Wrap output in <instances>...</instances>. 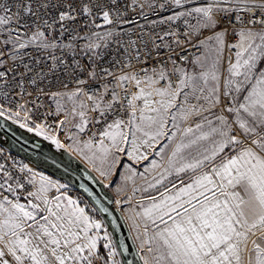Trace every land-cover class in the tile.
Masks as SVG:
<instances>
[{
	"label": "snow or ice",
	"instance_id": "6c2138e0",
	"mask_svg": "<svg viewBox=\"0 0 264 264\" xmlns=\"http://www.w3.org/2000/svg\"><path fill=\"white\" fill-rule=\"evenodd\" d=\"M0 119L87 165L0 150V264H132L96 186L140 264H264V0H0Z\"/></svg>",
	"mask_w": 264,
	"mask_h": 264
},
{
	"label": "water",
	"instance_id": "95a60500",
	"mask_svg": "<svg viewBox=\"0 0 264 264\" xmlns=\"http://www.w3.org/2000/svg\"><path fill=\"white\" fill-rule=\"evenodd\" d=\"M0 133L20 149V151L15 152L25 156L26 158H28V156H31L36 159H43L53 165L55 168L61 170L70 178V180H67L68 182H70L69 184H74L78 181V179L83 177L85 167L77 160L76 157H68L69 162H65L55 157L53 154L43 149V143L40 140H28L20 136L7 124L6 121L2 119H0ZM33 158L29 160L35 163V159ZM95 191L99 194V198L103 206L108 207L111 212V215L105 213L100 214L109 222L114 235L117 236L119 240L124 241L129 248V251L124 254L122 259L125 261H132V264H140L135 244L131 239V235L126 223H124V218L121 212L117 209L114 203L110 204L108 202L109 199L112 198L104 189L96 186Z\"/></svg>",
	"mask_w": 264,
	"mask_h": 264
},
{
	"label": "rangeland",
	"instance_id": "374dc122",
	"mask_svg": "<svg viewBox=\"0 0 264 264\" xmlns=\"http://www.w3.org/2000/svg\"><path fill=\"white\" fill-rule=\"evenodd\" d=\"M7 124L16 133H18L20 136H22V137H24V138H26L28 140H32V139H38V140H40L43 143V146H42L43 149L47 150L48 152H50L51 154H53L55 157H57V158L65 161V162H69L68 161V157H72L67 152H65L64 150H57L55 148V146L51 145L50 141H45L43 139V137H37V136H35L34 133H29V132H27L26 129H21V128H19L18 125H13L10 122H7ZM0 145H2L3 147L9 148L11 150H14V151H20V149L17 146H15L10 140H8L1 133H0ZM31 158H33V157L28 156V159H31ZM33 159H35L34 161H35L36 164L33 161L32 162L37 167V171L43 172L46 175H50V176H52L55 179H61L62 178V180H61L62 182L70 183V182L67 181V180H70V178L65 173H63L61 170L55 168L53 165H51L50 163L46 162L43 159H36V158H33ZM72 194L73 195H76L77 192L74 190ZM96 215H97V218H100V219L103 220L105 226L108 227L109 231L113 232V230L110 227L109 222L106 220V218L103 217L100 213H97ZM122 216H123V214H122ZM126 225H127V228H128V224H126ZM135 247H136V245H135ZM121 259H122V257H121Z\"/></svg>",
	"mask_w": 264,
	"mask_h": 264
},
{
	"label": "built area",
	"instance_id": "2783aa9c",
	"mask_svg": "<svg viewBox=\"0 0 264 264\" xmlns=\"http://www.w3.org/2000/svg\"><path fill=\"white\" fill-rule=\"evenodd\" d=\"M0 150H3V155L7 156L9 158V162H12L13 160L17 162V164L23 163V164H28L29 167H32L34 170H37V167L34 165L33 162H31L28 158L25 156L12 151L9 148L3 147L0 145Z\"/></svg>",
	"mask_w": 264,
	"mask_h": 264
},
{
	"label": "crops",
	"instance_id": "0c3cea01",
	"mask_svg": "<svg viewBox=\"0 0 264 264\" xmlns=\"http://www.w3.org/2000/svg\"><path fill=\"white\" fill-rule=\"evenodd\" d=\"M77 158V160L86 168L87 167V165L83 162V161H81V160H79V158L78 157H76ZM110 196H111V198H112V200H114L115 199V196H114V193L111 191V190H109V189H104ZM116 206V205H115ZM117 207V206H116Z\"/></svg>",
	"mask_w": 264,
	"mask_h": 264
}]
</instances>
